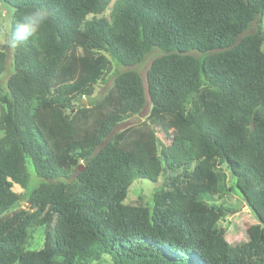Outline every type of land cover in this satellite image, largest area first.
<instances>
[{
    "label": "trees",
    "instance_id": "obj_1",
    "mask_svg": "<svg viewBox=\"0 0 264 264\" xmlns=\"http://www.w3.org/2000/svg\"><path fill=\"white\" fill-rule=\"evenodd\" d=\"M0 1L49 13L13 48L2 97L0 264H264V0ZM155 49L145 83L123 70L94 97L111 63ZM7 60L0 46V75ZM165 173L144 205L124 202ZM228 192L261 225L236 244L219 225ZM34 228L51 230L40 248Z\"/></svg>",
    "mask_w": 264,
    "mask_h": 264
},
{
    "label": "rangeland",
    "instance_id": "obj_2",
    "mask_svg": "<svg viewBox=\"0 0 264 264\" xmlns=\"http://www.w3.org/2000/svg\"><path fill=\"white\" fill-rule=\"evenodd\" d=\"M12 15V9L8 7L6 4L0 1V20H2L6 16ZM103 17L108 16V9L101 15ZM261 27L264 34V12L261 21ZM5 36L3 33H0V46L3 47L8 53V60L5 71L0 75V112L4 108V104L2 102V97L6 93V82L9 75L12 73V51L13 48L7 46L3 43ZM264 49V43H263ZM160 52L158 50H153L150 52L138 65L131 67H122L117 66L114 63L110 64V70L105 76V80L100 82L94 91V97L98 98L102 94L106 92L112 85V79L116 72H120L127 69H134L138 72L141 77L143 83H145V74L146 71L152 61V59L157 56ZM149 110L148 102L142 109L139 115L133 116L126 121L122 122L116 127V131L121 130L129 125L135 124L143 120V118L147 115ZM2 131H0V137L2 136ZM160 137V136H159ZM222 167V166H221ZM224 169V167H222ZM28 173V186L27 189H30L36 186L41 180L35 175V173L31 170H27ZM171 177L170 174L165 173L161 175L157 182L152 183L145 179H135L130 186L127 196L124 200L126 204L131 205H144L150 198L152 192L155 190H160L162 187L164 188L165 184L168 182V178ZM12 190L17 194H22L25 189L21 188L19 185L14 184L12 186ZM226 202L232 206V211H230L226 216L219 222V225L224 230L225 240L229 243L236 244L241 240H245L248 237H252L261 227L260 222L256 219L254 214L248 209L245 203L240 200V198L232 193L228 192L225 196ZM28 205L24 202V200H20L15 203L9 215L12 213H17L21 210H25ZM47 240L49 242L51 240V230H49L48 236H46L42 229L34 228L30 234L29 245L30 247L40 248L44 241ZM100 264H110L108 260H103Z\"/></svg>",
    "mask_w": 264,
    "mask_h": 264
},
{
    "label": "clouds",
    "instance_id": "obj_3",
    "mask_svg": "<svg viewBox=\"0 0 264 264\" xmlns=\"http://www.w3.org/2000/svg\"><path fill=\"white\" fill-rule=\"evenodd\" d=\"M48 19V11L39 7L22 13L18 18L15 13L4 17L0 20V33L5 36L3 43L11 48L22 46L26 41L37 36Z\"/></svg>",
    "mask_w": 264,
    "mask_h": 264
},
{
    "label": "water",
    "instance_id": "obj_4",
    "mask_svg": "<svg viewBox=\"0 0 264 264\" xmlns=\"http://www.w3.org/2000/svg\"><path fill=\"white\" fill-rule=\"evenodd\" d=\"M82 103L84 104L85 103V101L84 100H82ZM82 168L81 167H79V169L78 170H81Z\"/></svg>",
    "mask_w": 264,
    "mask_h": 264
}]
</instances>
